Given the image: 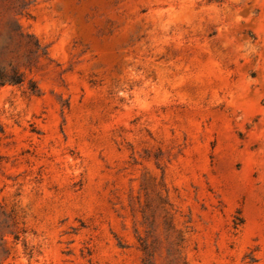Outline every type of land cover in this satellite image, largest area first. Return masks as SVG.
<instances>
[{"label": "rangeland", "instance_id": "obj_1", "mask_svg": "<svg viewBox=\"0 0 264 264\" xmlns=\"http://www.w3.org/2000/svg\"><path fill=\"white\" fill-rule=\"evenodd\" d=\"M0 264H264V0H0Z\"/></svg>", "mask_w": 264, "mask_h": 264}, {"label": "trees", "instance_id": "obj_2", "mask_svg": "<svg viewBox=\"0 0 264 264\" xmlns=\"http://www.w3.org/2000/svg\"><path fill=\"white\" fill-rule=\"evenodd\" d=\"M24 82V75L17 66H2L0 65V88L7 85L13 84L18 85ZM149 256L145 261L148 263Z\"/></svg>", "mask_w": 264, "mask_h": 264}]
</instances>
